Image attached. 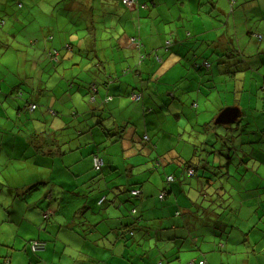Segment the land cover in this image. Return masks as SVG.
<instances>
[{"label":"crops","instance_id":"crops-1","mask_svg":"<svg viewBox=\"0 0 264 264\" xmlns=\"http://www.w3.org/2000/svg\"><path fill=\"white\" fill-rule=\"evenodd\" d=\"M218 1L191 0L192 3L188 4L184 15L187 18H194L196 22L192 23L191 29H181L179 22L183 16L178 8H184L185 3L182 0H136L134 6L125 5L122 0H68L71 3L67 6L69 9L76 10L78 6L75 5H80L79 10L76 11L81 27L73 29L78 35L82 34L76 38L78 48L93 51L94 49H90L92 41L89 40L88 35L92 37L96 34L102 36L105 34L107 38L112 39L107 36L109 31H103V28L112 31L115 29L118 36H115L117 43L114 42V47H117L115 50L119 53V57L115 63L109 65L108 70L102 68V71H98L103 74V78H98L101 86L94 81L88 83L82 81L85 86L78 88L80 95L71 92L63 101L61 97L56 98L53 106L57 107L61 104V108L57 107L56 112L54 110L50 112L46 107L51 99L48 89L42 95H38L39 102L40 96L45 102L39 103L43 106L42 118L45 119L48 112L56 116H65H62L59 122H54V118L45 121L48 122L46 126L44 128L40 126L42 129L37 132L32 126L26 129L30 131L31 137H35L28 139L30 149L33 150L30 154L23 157L15 155L11 159L10 150L15 149L16 135L13 139L10 135L6 138L0 136V193L2 191L6 194L1 204L8 210L5 219L13 223V239L5 240L11 242L12 246L5 244L7 248L24 244L23 250L29 261L27 264H42L40 260H45L44 264H62L61 259L57 261L54 259L55 254L61 257L79 255L85 261H89V264H149L151 259L152 262L156 259V263L163 259L164 264H183L181 252L184 249L192 251L186 254L192 260L187 264H199L203 259V264H215V260L224 256L236 258L237 254L241 255L240 258H236L239 264H264V253H262L264 225L260 221L261 211L264 212V209L261 208L262 199L259 198L262 194L260 188L264 187V124L263 117L260 116L264 115V110L255 114L250 112L249 108L251 115L243 119L246 111L235 103L233 106H238L240 109L234 120L236 131L228 129L225 134L216 133L221 143L209 141L211 149L206 155L198 154L194 149L193 154L181 162L180 156L183 150H179L171 158L165 157L164 161L153 153L156 145L152 137L158 133L159 128L154 130L151 126L158 127L160 124L156 120L159 116L154 112L155 108L151 101L153 96H146L143 91L145 78H148V73L150 74L157 59H161V67H165L157 71L159 75L161 71L170 72L169 69L181 60L193 63L196 68L211 67L209 57L214 51L218 54V58L214 59L222 60L224 54L219 53L220 50L209 48L208 42L204 41L208 39L203 41L199 38L192 39L193 34L203 33L194 29L204 26V22L209 25L205 31L210 30L212 18L205 13L209 12L206 10L207 4L223 12V7L218 5ZM231 1L235 2V0ZM261 1L264 2V0H243V5L245 8L252 5L260 7ZM202 2L204 6L201 5ZM92 4L96 6L94 14L100 16L97 17L98 21H93L90 14ZM149 14L151 15L148 19L154 16L163 25L175 21L174 28L167 29L160 26L157 30L156 28L147 30V27L142 29V25L147 24L144 17ZM72 19H75L74 16ZM125 27L130 28L129 33H126ZM233 28L236 33L235 26ZM135 29L138 33L133 32ZM248 31L251 37L259 40L263 38L253 29ZM262 31L264 33V23ZM65 44L61 43L60 46ZM160 52L165 55H160ZM142 55L145 57L142 58ZM228 57L229 55L226 54L225 58ZM68 58L63 56L58 62ZM33 59L30 62L35 64L37 56H33ZM74 61L79 65L82 59L78 60L75 57ZM92 65L100 68L98 62ZM245 67L247 66H241L237 70H243ZM157 68L158 66H155L151 74ZM217 71L222 73L223 70L218 68ZM226 71L228 72V69ZM126 73H131L132 78H142L141 83L125 87L119 78ZM191 78H196V75H192L189 79ZM66 80L67 88L61 92L67 91L72 84L77 83L74 82L75 78H66ZM22 81L28 83L27 94L30 96L37 92L36 88L39 90L43 86L38 79L29 82L26 78H22ZM187 84L191 86V83H183L181 87L183 90L187 88L186 93L189 95L192 89L189 90ZM150 88L153 90V95L157 94L154 86ZM136 90H141L143 96L139 100H132L129 92ZM1 91L0 112L5 111L8 104L16 108L14 100L9 96L5 98L8 99L7 103L3 102L5 99L1 101L2 94H11L14 97L25 95L17 85L5 89L2 83ZM166 93L165 91L164 94ZM185 94H180V97L183 98ZM91 96L94 97L93 100H90ZM30 103L35 104L33 101ZM195 103L194 101L192 105ZM27 105L28 103L19 109L20 115L27 109ZM37 105L36 109L41 108ZM190 105L189 102L187 107ZM122 108H131V110L123 113L124 117L118 120L117 118L120 117L115 109L123 111ZM146 108L150 111L148 114L152 115L149 122H147V114L144 113L147 111ZM173 109L175 113L186 112L174 107ZM219 109L222 110L223 107ZM213 115L216 117V113ZM128 126L139 131L144 148L137 146L135 133L131 131V134H128ZM212 130L213 128L210 134ZM37 134L39 137H36ZM231 134L233 137L227 138ZM243 135L245 137H242ZM157 144L158 150L162 144L160 152L165 156L167 142L160 140ZM133 148L142 155L136 157V160L123 162L124 172L117 171L120 163L112 156L118 154L124 159L129 158L125 152ZM225 149L229 153L233 151L237 159L233 160L231 156L223 154L222 151ZM94 154L99 155L103 160L105 168L101 171L92 168ZM30 158L32 164L24 167L25 162ZM189 159L196 165L194 173L190 175L183 168V163ZM8 162L10 165L14 164L17 176L10 174L9 168L5 166ZM170 162H176L175 172L165 167L164 169L168 170L165 178L160 175L161 180H155L153 176L161 174L160 166L168 165ZM231 164L236 166L233 175L228 174ZM55 165L60 167L61 176L53 181ZM202 165L204 169L200 168ZM216 165L220 167L213 168ZM29 170L31 175L27 176ZM176 171H181L177 180L173 175ZM211 172L224 175L226 180L221 183L211 180L207 182L203 176L208 174L210 176ZM242 172L249 173V181L247 179L242 181L245 176ZM168 175L173 176L170 184L166 181ZM22 176L26 177L22 178ZM191 176L194 178L189 179L188 177ZM229 177L240 180L237 183L239 185H236L238 190L235 192L228 189ZM3 179H7L12 186L1 182ZM13 179H19L20 182L14 183ZM260 183L263 185L261 186ZM29 187L31 189L25 194ZM163 187H166L167 194L161 199L158 193ZM132 188H137L135 190L139 191L138 197L131 196L129 190ZM221 196L222 199L231 198L236 205L221 203ZM102 198L105 199L100 203ZM9 199L11 200L9 207H6L5 203ZM245 200L249 201L245 202ZM15 208L18 210L17 215L9 211L15 212ZM132 216L135 217L134 221ZM33 239L45 241L46 247L32 252L27 242ZM232 244H235L233 250L229 247ZM225 249L226 252L216 253V250ZM90 250H93L94 254ZM8 252L0 263L12 264V253L10 258ZM201 255L204 258H201ZM73 264L77 263L73 262Z\"/></svg>","mask_w":264,"mask_h":264},{"label":"rangeland","instance_id":"rangeland-1","mask_svg":"<svg viewBox=\"0 0 264 264\" xmlns=\"http://www.w3.org/2000/svg\"><path fill=\"white\" fill-rule=\"evenodd\" d=\"M182 1L185 3L184 8H178L182 11L183 16L179 22L180 27L181 29H191L192 23L196 21L194 18H187L184 13L188 8V4L192 2L191 0ZM68 4H71L68 2V0H0V19L4 21V24L0 26V84L3 83L5 89L11 85H17L20 87V91L22 93L23 91L25 92L24 96L16 95L17 97H14L11 94H2L1 96V101H3L5 98H8L9 96L11 100H14V104H16L15 107L17 108L16 109L11 106L12 104H8L5 111L1 110L0 112V136L6 138L10 135V138L13 139V136L16 135L14 138L15 149L10 150L12 152L11 159H13V156L15 155L17 157H23L26 154H30L31 151L33 152V150L30 149L28 139L35 137L30 136V131L26 130L28 127L32 126L34 131L37 132L42 129L41 127L44 128L46 126L48 122L45 121H51L54 118V122H59L62 116H65H56L55 114L52 115L50 113L51 110H57V107L61 108V104L57 107L53 106V102L56 98L59 99L61 97L63 101L71 92L80 95L78 88L85 86V84H82V81H85L86 83H88V81H94L98 86H101L98 78H103V74L98 71H102V68L108 70L109 65L115 63L119 57V53H116L115 50L117 47H114L115 36H118L116 35L118 33L115 29L112 31L107 28H103V31H109L107 36L111 37L112 39L107 38L105 34L104 36L96 34V36L92 37L88 35L89 40L92 41L90 49H94L93 51H84L83 48H78L76 45V38L82 34L78 35V32L73 29L81 27L80 22H78V12L76 11L79 10L78 7L80 5L74 4L75 7H78H76V10H72L67 7ZM261 4L262 6L260 5V7L262 9L258 5H252L248 8H245L243 5V0H235L234 3H232L231 0H219L218 5L223 7V12H219L217 8H212L211 4H207L208 7H206V10L209 12L205 13L212 18L210 30L208 32L205 31L206 27H209V25L204 22V26L196 27L194 29V31L199 30L203 31V33L198 35L193 34L192 39L199 38L201 41L208 39L204 41L208 42L209 48L212 47L214 50H220L219 53L224 54L222 60L214 59L215 57L218 58V54L214 51L209 57V63L211 64V67L209 66L210 68L206 66H200L196 68L193 63H190L187 60H181L180 63L169 69L170 72L167 70L161 71L159 75V72L157 71L159 69L165 68L161 67V59H157V63L153 64L154 67L158 66V68L155 70L157 73L155 75V72L151 74L152 69L154 68L152 67L150 74L148 73V78H145L146 82L144 83L143 91H145L144 94L146 96H153L151 101L155 108L154 112H157L159 116L156 118V120L160 125L158 127L155 125L151 126V128L154 130L159 128L158 133L151 137L155 141L153 143L156 145L155 149H153V153L159 158H162V161H164L165 157L171 158L172 156L176 155L179 150H183V154L180 156L181 162L189 158L193 154L194 149L197 150L196 152L198 154L202 153L201 155H205L206 152L210 151L211 149V146L208 143L209 141H216L215 143L219 144L221 143L218 139L219 136L217 137L216 133L222 132V134H225L228 129L230 131H236L235 121L231 123H215L217 114H219L221 111L219 109L220 107L224 108L226 106H233L235 103L239 104V106L242 107L244 111H246L243 115V119L251 115L249 113V108L250 112L255 114L264 110V33L262 31L264 19L261 18L264 17V2L261 1ZM201 5L204 6V2H202ZM90 7L92 8V13L90 14L92 15L93 21H98L99 19H97V17L100 18V16L94 14V10L96 8L95 4H92ZM74 11L76 14L73 13ZM150 15L151 14L144 17L147 24L142 25V29L147 27V30L149 28H156L157 30L160 26L167 29H173L175 26V21L163 25V23L159 20H156L158 18H155L154 16L148 19ZM73 16L75 19H72ZM234 26L236 28V33L233 28ZM250 29L255 30L257 33L262 35L263 38L259 40L255 37H251L250 34H248V30ZM231 30L233 32H231ZM125 31L126 33H129L128 31H130V28L125 27ZM133 32L138 33L137 29H135ZM47 35H52V39H45ZM30 37H36L38 40L34 46L28 45V40ZM60 41L61 43H71L73 51H68L63 47V45L61 47ZM50 46H55L59 49V59L63 56L65 58H69L56 63H53L51 60L49 61V58L45 56V50ZM204 46L205 45L203 44V49ZM32 52L34 56H37V61L35 64L30 61H24V58ZM159 54L162 56L165 55L162 52ZM226 54L229 55L227 59L225 58ZM232 54L233 56H230ZM75 57H77L78 60L82 59V62L79 65L75 63ZM31 59L32 61L34 60L33 58ZM143 61L145 62L146 60ZM97 62L99 63L100 68L98 66L95 67L92 65L93 63ZM245 65L247 67H245L243 70H232L235 68L240 69L241 66ZM167 67L168 66H166V68ZM218 68L221 71L223 70L222 73L217 71ZM226 69H229V71L227 72ZM188 72L189 75L187 76ZM112 75L115 77L114 74ZM192 75H196V78L189 79ZM184 76H186V78H182ZM22 78H26L29 82H31L33 79H38L42 82L43 86L39 90L36 88L37 92L30 96L27 94V91H29L28 83L23 82ZM66 78H75L76 80H74V82L77 81V83L72 84V86L69 87L67 91L61 92L67 88ZM119 79L123 82L122 85L125 87H128L129 85L134 86L136 83H141L142 81V78H132L131 73H126L122 78ZM105 80H107V78H105ZM183 83H191L190 87L189 84H187L189 87L188 89H192L189 92L190 96L186 93L187 88L184 90L182 89L181 86H183ZM44 85L47 86L45 87ZM152 86L155 87L157 94H152L153 90L150 88ZM46 89H48L50 92L51 99L46 104V107L48 111L50 109V112L47 113L45 110L48 115L46 114L44 119L41 117L43 114V106H40L39 103L44 104L45 102L42 96H40L39 102L38 95L45 93ZM165 91L167 92L166 94H164ZM1 93L2 91L0 94ZM131 93L132 92L130 91L129 97L132 99L130 96ZM180 94L186 95L183 97L184 99L180 97ZM170 95L174 96L171 97ZM175 96L177 97V100L174 101ZM31 101L35 103V107L38 104L37 106H40L41 108L38 107V109L35 108V110L34 108L26 106L27 109L22 111V114L20 115L19 109H22L24 105L27 103L29 104ZM194 101L196 103L192 105ZM3 102L7 103L8 99H5ZM189 102L191 105L187 107ZM3 105H5V103ZM173 107L182 111L185 110L186 112L179 113L176 111L175 113L173 112ZM131 108H122L123 111L115 109L117 115L120 117L117 119H122L124 117L123 113H128L129 109L131 110ZM149 112L150 111L148 110L144 112L148 117L147 122H149L152 117V115L148 114ZM215 113L216 117L213 115ZM260 116L263 117L262 123L264 124V115ZM205 122L211 123L206 125ZM128 128V134H131V131L135 133V136L137 137L135 139L137 146L144 148L145 146L142 143L139 131H135V128L130 126H128ZM212 128V134H210V130ZM3 131L6 132L3 133ZM211 135L213 136L212 139ZM36 137H39V135L37 134ZM229 137L230 136L227 138ZM242 137H245V135ZM160 140H165L167 142V147L165 148L167 151L165 152V156L160 152L162 149V144H160L159 150L157 149V143ZM224 144L226 145V142ZM245 147L247 150V145H245ZM137 151L138 150L134 148L127 149L125 153L127 156H129V158L127 157L126 159L122 158L118 154L113 155L112 157L117 159V161L120 163L117 171L124 172L123 162L136 160V157L142 155L138 154ZM222 152L225 155L231 156L233 160L237 159V156L233 154V151H230L229 153L227 149H225ZM13 162L15 164V161ZM50 163L52 164V161ZM175 163L176 162H170V164L165 166L162 164L159 169L161 174H156L153 176V178L155 180H161L160 175L165 178L166 174H168V170L164 169L165 167H168L169 171L175 172ZM14 164L10 165V162H8L5 164V166L9 168L10 174H13L15 177L17 174L14 171ZM31 164L32 161L30 158L25 162L24 167L30 166ZM235 167V165L231 164L229 166L230 172H228V174L233 175ZM102 168L104 169L105 165ZM42 169L47 171L46 168L42 167ZM53 170L54 174L52 176V180L54 181L61 176L60 167L55 165ZM111 170L115 171L116 169ZM241 171H244V169H241ZM180 172L181 171H176V174H173L175 176V180H177L180 176ZM238 174L239 173L237 172L236 175ZM30 175L31 170L28 171L27 176ZM243 176L244 177L242 181H246V179L248 180L249 173L244 172ZM24 177L26 176H22V178ZM188 178L191 179L194 178V176ZM13 181L14 183L20 182L19 179H13ZM239 181L240 180L237 178L233 179V177H229L228 184L230 186L228 189H231L232 192H235V190L237 191L238 189L236 185H239L237 184ZM1 182L7 186H12L7 179H3ZM260 185L262 186L263 184L260 183ZM260 191H262V194L259 198L262 199L261 208L263 210L264 187H261ZM5 195L6 194L1 191L0 260L6 255L8 251H10V253L8 252V255H10L11 258L12 253V264H27L29 261L26 252L23 250L24 244H17L12 248H7L5 244L7 243L8 245L12 246L11 242L8 243L5 242V240L9 238L12 241L13 239V223L11 220L5 219L8 214V210H6V208L4 209L1 204ZM223 198L225 197L223 196ZM220 200L221 203H227L230 206L236 205L235 201H232L231 198L222 199L221 196ZM10 201V199L6 201V207H9ZM248 201L249 200H245V202ZM9 211L14 214L18 212L17 208H15V212L13 210ZM261 212L262 217L260 221L261 224L264 225V212ZM261 212H259V214ZM242 214L245 215V213ZM185 246L189 247L187 244H185ZM238 246L239 249L242 250L241 246ZM229 247H232L233 250L235 244H232ZM226 251V249L224 251L216 250V253L220 254ZM90 252L94 254L93 250H90ZM189 252L192 251H189V249H184V251L181 252L183 264H187L188 262L191 263L192 260L190 257L186 256V254H189ZM50 254L52 255L51 251ZM53 257L56 261L61 259L62 264H73V262H76L77 264H89V261H85V259L81 258L79 255L61 257V255L55 254ZM200 257L204 258L202 255ZM235 257L240 258L241 255L237 254ZM236 258H233L232 256H224L222 259L215 260V264H239V260ZM40 261L42 264L45 262V260ZM155 261L156 259L153 262L151 259L149 264L156 263ZM164 263L165 261L162 259L158 260L156 264Z\"/></svg>","mask_w":264,"mask_h":264},{"label":"trees","instance_id":"trees-1","mask_svg":"<svg viewBox=\"0 0 264 264\" xmlns=\"http://www.w3.org/2000/svg\"><path fill=\"white\" fill-rule=\"evenodd\" d=\"M126 5V4H125ZM4 24V21L3 20H1L0 19V26H2ZM35 35H36V33H35ZM37 36V35H36ZM45 39H47V40H50V39H52V35H47L46 37H45ZM38 40H37V38L36 37H30L29 38V40H28V45L29 46H34L35 45V43L37 42ZM65 49H67L68 51H73V47H72V45H71V43H66L64 46H63ZM54 50H56V53H54ZM46 52H45V56L46 57H48L49 58V61L51 60L53 63H56V62H58L60 59H59V54H58V52H59V49L57 48V47H55V46H50L49 48H47L46 50H45ZM238 52V51H237ZM33 52L32 53H30L28 56H26L25 58H24V61L26 60V61H31L32 59L31 58H33ZM232 56H233V54H232ZM144 56L142 55V58H143ZM233 71H236L237 70V68H235V69H232ZM228 71H229V69H228ZM232 71V72H233ZM231 72V73H232ZM96 85V84H95ZM94 85V87L96 88V86ZM89 89H90V87H89ZM90 91H91V89H90ZM133 92V91H132ZM135 92H139L140 93V99L142 98V96H143V93H142V91L141 90H136ZM93 94V92L91 93V95ZM92 97V96H91ZM90 97V98H91ZM175 100H177V97H175V99H174V101ZM31 104V103H30ZM30 104H28L27 105V107H29V105ZM175 114V113H174ZM209 123H211V122H209ZM209 123H207V122H205V124L206 125H208ZM233 133V132H232ZM233 134H231V136L229 137V139L230 138H232L233 136H232ZM207 154V153H206ZM205 154V155H206ZM97 154H94L93 156H92V160H93V157L94 156H96ZM98 157H100L99 155H97ZM101 158V157H100ZM102 159V158H101ZM102 162H103V160H102ZM102 166H103V163L101 164V166H100V168H98V169H96L94 166H93V162H92V168L95 170V171H101V169H102ZM220 167V165H216V166H213V168H219ZM183 168H185V171H186V173H187V171H188V169L189 168H193V173H194V171H195V168H196V165L193 163V161L192 160H186L184 163H183ZM200 168H205L204 167V165H202ZM203 169H202V171H203ZM206 170V169H205ZM192 173V174H193ZM216 173V172H215ZM226 174V173H225ZM190 175V174H189ZM168 176H170V175H168ZM173 177V176H172ZM203 178L208 182V180H211L212 182H214V181H219L220 183L223 181V180H226L225 179V176L224 175H220L219 173H216V174H214V173H212L211 172V175L209 176V174L208 175H205V176H203ZM166 181H167V183L168 184H170L172 181H173V179L172 180H168L167 178H166ZM166 187H163L162 188V190L158 193V196H159V198H161V199H163L164 197H165V195L167 194V190L165 189ZM31 188L29 187L25 192V194H27L28 192H29V190H30ZM135 189H137V188H132V189H130L129 190V192H130V194H131V196H133V197H138V195H139V191L137 190V193L136 194H133L132 193V191H134ZM161 192H163L164 193V195L162 196V197H160V193ZM105 199V198H104ZM103 198H102V200H101V202L100 203H102L103 202V200H104ZM44 213H50V212H44ZM131 213H132V211H131ZM134 213V212H133ZM49 217V216H48ZM133 217V221H134V219H135V217L134 216H132ZM46 220H48V218L46 219ZM136 222V221H135ZM129 223V222H128ZM130 224V223H129ZM32 241H41V242H44V248L46 247V242L45 241H42V240H38V239H33V240H31L29 243H28V245H29V248L31 249V246H30V243L32 242ZM44 248H42V249H44ZM32 250V249H31ZM39 250V249H38ZM37 250H35V251H33L32 250V252H36ZM0 264H2V263H0ZM3 264H8L7 262H4ZM199 264H203V260H201V261H199Z\"/></svg>","mask_w":264,"mask_h":264},{"label":"built area","instance_id":"built-area-1","mask_svg":"<svg viewBox=\"0 0 264 264\" xmlns=\"http://www.w3.org/2000/svg\"><path fill=\"white\" fill-rule=\"evenodd\" d=\"M122 2H123L124 4H126V5H128V6H130V5H131V6H134V5L136 4V3H135L136 0H122ZM54 53H56V50H54ZM131 97H132L133 100H139V99H140V93H139V92H132V93H131ZM109 98H111V97H109ZM93 99H94V97L92 96L90 100H93ZM29 107H30V108H35V104L31 103V104L29 105ZM145 138H146V136H145ZM92 162H93V166H94L96 169L100 168L101 164L103 163V162H102V159H101L100 157H98L97 155L93 157ZM187 173H188V175H189V174H192V173H193V168H189L188 171H187ZM167 179H168V180H172L173 177L170 175V176H167ZM132 193H133V194H136V193H137V190L132 191ZM163 195H164V193L161 192V193H160V197H162ZM30 246H31V249H32L33 251H35V250H38V249H42V248H44V242H41V241H32V242L30 243Z\"/></svg>","mask_w":264,"mask_h":264},{"label":"water","instance_id":"water-1","mask_svg":"<svg viewBox=\"0 0 264 264\" xmlns=\"http://www.w3.org/2000/svg\"><path fill=\"white\" fill-rule=\"evenodd\" d=\"M239 112L238 106H226L217 115L215 123H231L237 118Z\"/></svg>","mask_w":264,"mask_h":264}]
</instances>
